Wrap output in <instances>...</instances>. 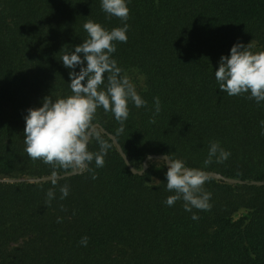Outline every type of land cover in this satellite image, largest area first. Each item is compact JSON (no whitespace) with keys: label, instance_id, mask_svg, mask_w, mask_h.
I'll use <instances>...</instances> for the list:
<instances>
[{"label":"trees","instance_id":"1","mask_svg":"<svg viewBox=\"0 0 264 264\" xmlns=\"http://www.w3.org/2000/svg\"><path fill=\"white\" fill-rule=\"evenodd\" d=\"M128 8L125 22L100 0H0V264H264V102L220 92L214 75L237 42L264 51V0H130ZM88 20L109 31L127 23L112 58L146 105L129 102L122 132L97 109L93 124L110 145L103 167L93 160L85 171L30 181L73 171L27 155L23 117L44 97L72 94V70L60 60L88 38ZM101 128L137 170L147 155L165 154L215 173L203 185L210 208L168 206L165 161L133 173ZM212 142L230 156L206 165ZM88 150L100 152L95 137Z\"/></svg>","mask_w":264,"mask_h":264},{"label":"clouds","instance_id":"2","mask_svg":"<svg viewBox=\"0 0 264 264\" xmlns=\"http://www.w3.org/2000/svg\"><path fill=\"white\" fill-rule=\"evenodd\" d=\"M129 2L100 0L102 11L109 17L114 16L125 22L129 17ZM83 28L88 38L60 60L65 68L72 70L69 72L72 94L56 100L44 97L42 106L28 108L23 117L27 155L33 160L41 159L46 164L77 171L87 170L93 160L97 167L104 165V156L110 145L100 140L93 124L98 108L111 112L120 122L119 131L122 132L129 116V102L137 108L146 105L135 85L129 77L122 75V69L112 58L116 51L114 42H127V23L109 31L101 24L88 20ZM251 47V42L247 45L235 43L228 55L220 57L214 75L220 92H226L229 96L248 94L249 99L259 104L264 102V51L253 53ZM77 67L78 72L75 71ZM154 101L155 113L159 114V98H154ZM260 123L264 129V121ZM92 137L100 144L98 153L88 150ZM229 156L230 152L221 148L219 143L212 142L205 164H210L213 157L217 162H222ZM164 160L168 167L165 173L166 187L169 192L175 193L165 203L171 207L182 199L185 211L191 212L193 208L208 210L211 194L203 190L207 174L201 169L187 167L181 159H170L167 156ZM60 192L61 199L66 198L69 194L68 186L61 187ZM47 196L50 202L55 199V192L50 189ZM192 219L198 217L193 214ZM80 243L87 246L88 238L82 237Z\"/></svg>","mask_w":264,"mask_h":264},{"label":"water","instance_id":"3","mask_svg":"<svg viewBox=\"0 0 264 264\" xmlns=\"http://www.w3.org/2000/svg\"><path fill=\"white\" fill-rule=\"evenodd\" d=\"M102 131L104 133H106L108 135V137L114 142V144L116 145L117 149H118V152L120 154V156L124 159L126 165L129 167V169L133 172V173H139L141 174L145 168H146V162L147 160H150V159H163L165 157H167L165 154H149L146 156L145 160L143 161V167L141 170H137L135 169L130 163L129 161L127 160V157L125 155V153L123 152L120 144L118 143L117 139L110 133H108L105 129L101 128ZM165 161V160H164ZM166 163V161H165ZM167 164V163H166ZM78 172L77 170H73L71 172H66V173H62L60 175H55V174H52V175H45V176H42V177H37V178H31L29 179L30 181H44V180H52V179H56V178H61V177H66V176H70L74 173ZM205 172V171H204ZM207 175H214L215 173L213 172H208L206 171L205 172ZM2 180H5V181H15L17 179H13V178H3ZM229 181H233V182H236L235 180H230V179H227Z\"/></svg>","mask_w":264,"mask_h":264}]
</instances>
